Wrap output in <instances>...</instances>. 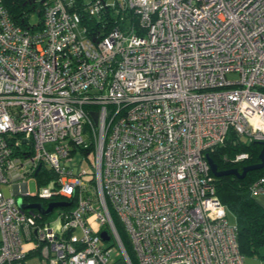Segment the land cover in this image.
<instances>
[{
  "label": "built area",
  "instance_id": "obj_1",
  "mask_svg": "<svg viewBox=\"0 0 264 264\" xmlns=\"http://www.w3.org/2000/svg\"><path fill=\"white\" fill-rule=\"evenodd\" d=\"M39 3L31 31L0 0V264H132L117 223L137 264H244L206 155L229 131L264 142V0H123L129 22L106 33L75 0ZM17 195L66 205L46 221Z\"/></svg>",
  "mask_w": 264,
  "mask_h": 264
},
{
  "label": "trees",
  "instance_id": "obj_2",
  "mask_svg": "<svg viewBox=\"0 0 264 264\" xmlns=\"http://www.w3.org/2000/svg\"><path fill=\"white\" fill-rule=\"evenodd\" d=\"M11 20L23 29L36 31L41 28L42 10L39 0H2ZM91 1V0H89ZM87 0H75L76 9L82 13V18L87 23L90 30H100L108 32L117 24L114 21V11L110 7H105L99 23L103 22V27L98 26L96 17H88L83 14ZM111 10V11H110ZM36 15V22H31V17ZM112 25V26H111ZM261 145L258 142H244L235 136L231 131L224 141V144L217 146L211 153L210 158L217 165L218 170L236 168L241 171L243 166L256 164ZM246 153L247 158L234 163L232 158L236 154ZM264 174V168L249 171L243 179L233 176H222L215 178L216 193L220 202L225 206L235 218L237 228V243L241 254L255 252L264 245V207L247 191V185L257 177ZM124 243V241H123ZM125 245V244H124ZM132 264H137L131 249L125 245ZM29 255L26 256V258ZM260 257H264L259 255ZM115 264H122L121 261Z\"/></svg>",
  "mask_w": 264,
  "mask_h": 264
},
{
  "label": "rangeland",
  "instance_id": "obj_3",
  "mask_svg": "<svg viewBox=\"0 0 264 264\" xmlns=\"http://www.w3.org/2000/svg\"><path fill=\"white\" fill-rule=\"evenodd\" d=\"M87 1H89V0H87ZM104 1H105L106 4L110 5V8L113 9V11H114V21L117 23V25H119V26L127 25V23L129 22L130 12L128 10H126V9L121 8V7H123V0H104ZM31 22H36V15H33L31 17ZM115 26H116V24L113 25V27H115ZM230 78H233V77L230 76ZM93 162H94V156H93L92 153H90L88 155V160H83L81 165H80L81 168L85 169L89 173L87 178L90 177V173L92 172L91 164ZM1 189H2V191L4 192V194L6 196L11 195V186L2 185ZM27 190H28V192L30 194H33V193L36 192L37 188H36V185H35V180L33 178L29 179L28 184H27ZM261 195H264V194H261ZM261 195L256 196V198L261 196ZM16 198H17V203H18L19 206L20 205L33 204L31 202L23 201V199H22V197L20 195H17ZM57 211H58L57 209L53 210V212L51 214H49V215H47L45 217V220L46 221H51V222L55 221L57 219V216H58ZM226 217H227V221L230 224H235V218L230 212H227ZM91 220H92V218H91ZM91 223H92V228L95 231H98L100 229L98 224H96L93 221H91ZM53 227L59 228V223L53 224ZM117 227H118V231L120 233V236H121L122 240L124 241V244L126 245V247H128V249H131V244H130L129 237L123 231V228L120 226L119 223H117ZM109 244H110V247H111V257L114 260H119L120 259V252H119L118 248L116 247V245H111V242ZM258 253H259V255L264 256V245H262V246H260L258 248ZM259 255H257L255 252H253V253H245L244 254V264H264V257H260ZM27 262H33V264H43V262H42V260L40 259L39 256L29 258L27 260Z\"/></svg>",
  "mask_w": 264,
  "mask_h": 264
},
{
  "label": "water",
  "instance_id": "obj_4",
  "mask_svg": "<svg viewBox=\"0 0 264 264\" xmlns=\"http://www.w3.org/2000/svg\"><path fill=\"white\" fill-rule=\"evenodd\" d=\"M90 115L93 118V121L96 122L97 120V113L95 111L90 112ZM261 145V150L258 154V162L256 164H251V165H246L243 166L241 171H238L236 168H230L226 170H218L217 165L213 162V160L210 158V156L206 155V159L208 161L211 173L215 178H219L222 176H233L237 179H243L247 172L249 171H254V170H260L264 168V142H258ZM66 203L64 202H51L48 204V207L46 209L42 208V205L39 203H33V204H28V205H20L21 207H30V208H37L39 211H41L45 215H49L53 208L59 207V206H65ZM100 236L103 239H107L108 236L106 235L105 232L100 233Z\"/></svg>",
  "mask_w": 264,
  "mask_h": 264
},
{
  "label": "crops",
  "instance_id": "obj_5",
  "mask_svg": "<svg viewBox=\"0 0 264 264\" xmlns=\"http://www.w3.org/2000/svg\"><path fill=\"white\" fill-rule=\"evenodd\" d=\"M258 198V199H257ZM257 198H255L256 199V201L262 206V207H264V195H261V196H259V197H257ZM25 250L28 252L29 251V249H30V245L27 243V244H25ZM32 257H36L35 255H32V254H29V256L25 259V261L23 262V264H33V262H27V260L29 259V258H32Z\"/></svg>",
  "mask_w": 264,
  "mask_h": 264
}]
</instances>
